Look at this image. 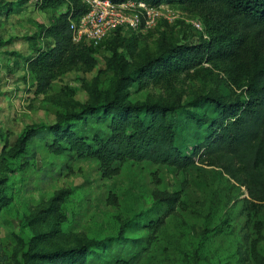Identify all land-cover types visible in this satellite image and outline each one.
Returning a JSON list of instances; mask_svg holds the SVG:
<instances>
[{"label": "rangeland", "instance_id": "374dc122", "mask_svg": "<svg viewBox=\"0 0 264 264\" xmlns=\"http://www.w3.org/2000/svg\"><path fill=\"white\" fill-rule=\"evenodd\" d=\"M42 5V0H0V190L5 200L0 264H47L23 252L106 237L112 240L96 249L98 255L66 264H116L119 259H132L131 264H264V205L248 202L247 186L219 166L128 159L118 173L102 177L94 157L50 151L49 134L33 137L22 150L13 148L29 124L52 123L78 109V102L112 93L118 76L108 64L112 46L132 68L165 46L205 40L190 22L198 16L206 26L203 13L189 5L171 6L174 17L161 18L153 27L121 28L90 47L96 58L91 69L67 70L36 92L28 58L53 43L43 26L65 8ZM243 32L251 36L250 30ZM234 77L230 62L215 58L179 73L134 78L120 93L132 101L186 103L207 93L232 100L241 90ZM173 191L179 199L168 211ZM44 231L52 234L31 239Z\"/></svg>", "mask_w": 264, "mask_h": 264}, {"label": "trees", "instance_id": "16d2710c", "mask_svg": "<svg viewBox=\"0 0 264 264\" xmlns=\"http://www.w3.org/2000/svg\"><path fill=\"white\" fill-rule=\"evenodd\" d=\"M144 1L198 9L206 26L200 17L195 18L203 24L198 31L205 40L165 46L132 68L126 67L127 60L112 46L108 64L118 75L112 93L103 99L78 102V109L65 111L52 123L29 124L16 138L13 148L22 150L33 137L49 134L45 143L50 151L67 152L78 158L94 157L102 177L118 173L121 163L128 159L177 167L216 165L247 186L248 202L264 205V0ZM42 4L44 7L65 4V8L43 26L53 43L28 58V66L35 74L36 92L46 90L56 76L67 70L91 69L96 63L90 51L95 45L72 41L69 29V19L82 14L85 4L81 0H42ZM243 29L250 30L251 36ZM215 58L230 62L239 77L232 79L241 88L232 100L207 93L186 103L132 101L120 93L134 78L146 80L156 73H179L202 60L215 61ZM62 193L58 192L56 197ZM178 199L177 191L168 196V211ZM4 201L0 190V210ZM50 234L40 232L31 239ZM110 238L33 251L28 248L23 254L47 264L83 262L89 255H98L96 249L105 247ZM131 260L119 259L115 263L131 264Z\"/></svg>", "mask_w": 264, "mask_h": 264}, {"label": "built area", "instance_id": "2783aa9c", "mask_svg": "<svg viewBox=\"0 0 264 264\" xmlns=\"http://www.w3.org/2000/svg\"><path fill=\"white\" fill-rule=\"evenodd\" d=\"M86 10L69 19L71 39L74 42L98 44L117 28L139 30L150 28L161 18H173V7L161 2L150 4L144 0H81ZM193 28L202 30L198 18L190 20Z\"/></svg>", "mask_w": 264, "mask_h": 264}]
</instances>
